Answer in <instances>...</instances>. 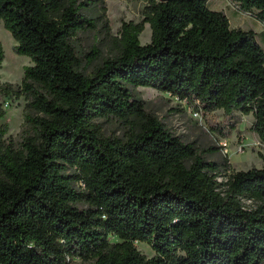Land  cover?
Returning a JSON list of instances; mask_svg holds the SVG:
<instances>
[{"label":"trees","instance_id":"obj_1","mask_svg":"<svg viewBox=\"0 0 264 264\" xmlns=\"http://www.w3.org/2000/svg\"><path fill=\"white\" fill-rule=\"evenodd\" d=\"M127 1L146 3L143 20L123 22L116 54L86 73L76 42L97 29L89 3L0 0L15 52L32 62L21 85L0 78V94L27 100L29 131L16 144L0 127V264H264V168L225 173L134 93L156 89L205 117L223 110L231 129L237 113L252 114L264 144L256 33L231 28L208 0ZM231 1L264 26V0ZM97 58L93 49L87 63ZM4 59L0 43V70ZM99 119L118 120L124 136L105 137Z\"/></svg>","mask_w":264,"mask_h":264},{"label":"rangeland","instance_id":"obj_2","mask_svg":"<svg viewBox=\"0 0 264 264\" xmlns=\"http://www.w3.org/2000/svg\"><path fill=\"white\" fill-rule=\"evenodd\" d=\"M80 1L89 3L83 12L97 19V29L80 34L76 42L84 70L86 73H91L104 59L116 54L117 46L114 39L119 36L122 23L143 20L146 3L144 1L103 0L106 6V17L103 18L99 0ZM208 7L213 11L225 12L230 20L231 28L254 31L258 42L264 49V26L256 18L242 13L231 0H208ZM151 35L150 25L146 24L140 37L141 44H149ZM0 43L5 53L0 70L1 81L21 85L25 68L31 66L32 62L29 58L15 52L17 43L1 21ZM93 49L99 51V58L94 63L88 64L87 57ZM134 93L145 102L147 111L156 115L172 134L186 143L194 144L206 160L222 164L224 169H227L225 173L264 168V144L253 131L255 118L252 114L237 113L235 120H238V124L235 129H231L229 124L232 119H229L223 110L214 111L205 117L198 113L195 107L156 89L139 87ZM26 104L27 100L24 96L0 94V110L4 113L0 119V127L4 124L8 125L5 138L16 144H20L24 136L29 133L25 123ZM96 123L100 125L105 137H123L126 132L125 127L116 119H99ZM215 125L225 127L226 135L222 136L219 132L213 131L211 127ZM210 148L215 150L206 152ZM219 181L225 180L220 177ZM77 186L79 187V184ZM244 203L247 206L251 205L250 201L245 200ZM110 241L116 242L118 239L110 237ZM135 244L141 254L147 258L155 255L154 250L147 243L137 242ZM66 264L87 263L76 257L68 258Z\"/></svg>","mask_w":264,"mask_h":264},{"label":"water","instance_id":"obj_3","mask_svg":"<svg viewBox=\"0 0 264 264\" xmlns=\"http://www.w3.org/2000/svg\"><path fill=\"white\" fill-rule=\"evenodd\" d=\"M163 1H166V0H163Z\"/></svg>","mask_w":264,"mask_h":264},{"label":"built area","instance_id":"obj_4","mask_svg":"<svg viewBox=\"0 0 264 264\" xmlns=\"http://www.w3.org/2000/svg\"><path fill=\"white\" fill-rule=\"evenodd\" d=\"M199 113V112H198ZM198 115V114H197Z\"/></svg>","mask_w":264,"mask_h":264}]
</instances>
